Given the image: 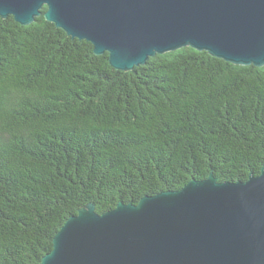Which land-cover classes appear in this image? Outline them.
<instances>
[{"label":"trees","instance_id":"1","mask_svg":"<svg viewBox=\"0 0 264 264\" xmlns=\"http://www.w3.org/2000/svg\"><path fill=\"white\" fill-rule=\"evenodd\" d=\"M35 18L0 16V264H39L90 204L260 173L264 65L185 46L118 70Z\"/></svg>","mask_w":264,"mask_h":264},{"label":"water","instance_id":"2","mask_svg":"<svg viewBox=\"0 0 264 264\" xmlns=\"http://www.w3.org/2000/svg\"><path fill=\"white\" fill-rule=\"evenodd\" d=\"M45 8V10H44ZM44 18L108 53L118 70L191 46L264 65V0H0V16ZM246 181L192 179L179 190L80 208L39 264H264V165Z\"/></svg>","mask_w":264,"mask_h":264}]
</instances>
